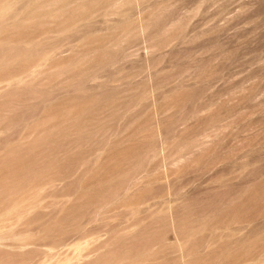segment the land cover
<instances>
[{
	"label": "rangeland",
	"instance_id": "obj_1",
	"mask_svg": "<svg viewBox=\"0 0 264 264\" xmlns=\"http://www.w3.org/2000/svg\"><path fill=\"white\" fill-rule=\"evenodd\" d=\"M0 264H264V0H0Z\"/></svg>",
	"mask_w": 264,
	"mask_h": 264
}]
</instances>
